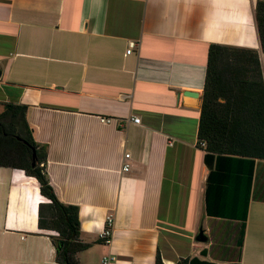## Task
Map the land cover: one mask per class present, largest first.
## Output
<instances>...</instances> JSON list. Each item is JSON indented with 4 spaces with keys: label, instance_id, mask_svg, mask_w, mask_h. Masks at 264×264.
Masks as SVG:
<instances>
[{
    "label": "crops",
    "instance_id": "0c3cea01",
    "mask_svg": "<svg viewBox=\"0 0 264 264\" xmlns=\"http://www.w3.org/2000/svg\"><path fill=\"white\" fill-rule=\"evenodd\" d=\"M256 4L0 0V113L27 106L48 180L78 208L79 241L89 245L80 264L109 255L111 264H155L157 255L163 264H264V160L244 165L246 174L228 160L215 170L198 144L211 45L256 50L264 79ZM129 41L138 46L127 54ZM41 198L36 179L0 167V264H60L38 227Z\"/></svg>",
    "mask_w": 264,
    "mask_h": 264
},
{
    "label": "trees",
    "instance_id": "16d2710c",
    "mask_svg": "<svg viewBox=\"0 0 264 264\" xmlns=\"http://www.w3.org/2000/svg\"><path fill=\"white\" fill-rule=\"evenodd\" d=\"M254 18L264 53V0H257ZM26 111L25 105L7 104L0 113V167L20 169L36 179L41 196L47 200L39 206V229L58 234L50 235L58 263L80 264L76 254L89 245L79 241L78 208L63 204L55 194L45 172L46 147L35 141ZM201 142L205 143V161L208 166L214 162L215 170L221 161L228 160L238 163L239 173L246 174L241 169L244 165L254 167L256 160H264V79L256 50L209 47L198 128V144ZM206 213L216 216L209 202ZM241 224L244 235L245 223ZM155 264H163L159 255ZM177 264L214 263L193 258Z\"/></svg>",
    "mask_w": 264,
    "mask_h": 264
},
{
    "label": "built area",
    "instance_id": "2783aa9c",
    "mask_svg": "<svg viewBox=\"0 0 264 264\" xmlns=\"http://www.w3.org/2000/svg\"><path fill=\"white\" fill-rule=\"evenodd\" d=\"M138 46V43L135 41H129L128 42V49L126 51L127 54H130L134 51V49ZM112 121L111 118H101V122L102 123H110ZM130 122L134 123V124H139L140 123V119L138 117H131L130 118ZM171 144V143H170ZM201 147L205 146V143H200ZM130 158V154L126 153L124 155V159L128 160ZM130 169V164L125 162L123 164L122 167V172H127ZM47 201V200H46ZM114 216L112 214H108L105 217V223H104V227L100 233V239L102 240V242L105 245H109L112 242V238L114 235ZM116 260V257L114 256H105L103 257L101 264H111L112 262H114Z\"/></svg>",
    "mask_w": 264,
    "mask_h": 264
},
{
    "label": "water",
    "instance_id": "95a60500",
    "mask_svg": "<svg viewBox=\"0 0 264 264\" xmlns=\"http://www.w3.org/2000/svg\"><path fill=\"white\" fill-rule=\"evenodd\" d=\"M196 95H197L196 93H192V92H185L184 93V96L196 97ZM35 157H36V154H35V152H33V161L34 162H35ZM196 239H197V241H201V242H204L206 240V237L204 235L203 230H200Z\"/></svg>",
    "mask_w": 264,
    "mask_h": 264
},
{
    "label": "rangeland",
    "instance_id": "374dc122",
    "mask_svg": "<svg viewBox=\"0 0 264 264\" xmlns=\"http://www.w3.org/2000/svg\"><path fill=\"white\" fill-rule=\"evenodd\" d=\"M40 201H41L42 203H45V202H46V200H45L44 197L41 198ZM48 214H49V213H48ZM48 214H46V215H48ZM46 232H47L48 234L54 236V237H58V234H57L56 232H54V231H46Z\"/></svg>",
    "mask_w": 264,
    "mask_h": 264
}]
</instances>
